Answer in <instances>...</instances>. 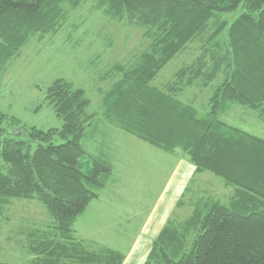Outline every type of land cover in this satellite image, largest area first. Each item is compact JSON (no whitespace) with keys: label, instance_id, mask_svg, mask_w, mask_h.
<instances>
[{"label":"trees","instance_id":"trees-1","mask_svg":"<svg viewBox=\"0 0 264 264\" xmlns=\"http://www.w3.org/2000/svg\"><path fill=\"white\" fill-rule=\"evenodd\" d=\"M83 1L0 0V75L27 40L54 30L61 3L74 8ZM95 6L150 39L135 65L107 73L117 78L105 92L104 113L90 114L84 90L60 78L38 106L52 108L59 128H27L0 112V221L8 220L10 199L33 200L47 215L44 222L19 221L24 228L16 238L24 234L37 253L27 264L123 263L122 251H89L74 239L77 218L113 172L108 149L97 144L106 123L181 153L234 189L226 206L209 203L169 221L145 264H264V138L222 120L238 104L264 121V0H95ZM188 46L196 56L172 79L154 83ZM206 89L209 103L200 112L188 91ZM95 143L97 154L90 150Z\"/></svg>","mask_w":264,"mask_h":264},{"label":"rangeland","instance_id":"rangeland-1","mask_svg":"<svg viewBox=\"0 0 264 264\" xmlns=\"http://www.w3.org/2000/svg\"><path fill=\"white\" fill-rule=\"evenodd\" d=\"M59 9L60 18L54 30L27 40L0 75V112L27 128L47 130L62 125L51 107L38 108L46 87L59 78L83 89L90 101L88 112L102 115L105 92L117 78L115 72L111 77H106L107 73L114 66L135 65L150 46V39L142 30L111 19L104 10L96 8L95 0L79 2L74 8L65 2ZM188 48L165 65L154 83L172 79L184 62L196 56L197 48ZM188 94L190 98L196 95L194 103L200 112L206 111L209 90H191ZM257 115L256 111L233 104L222 120L264 138V121H259ZM105 126L107 130L102 136L108 138L110 146L100 135L97 144L105 143L106 149L111 147L117 160L114 178L120 199L114 202L116 191L110 186L109 193L104 192L107 186L101 190L77 218L74 236L77 244L95 252L122 251L129 258L126 264H143L137 260L138 256L148 257L152 242L159 235L152 239L151 233L161 229L160 233L169 221L191 217L209 203L223 206L230 203L234 189L209 172L197 171L194 165L191 169L192 162L187 157L184 158L187 161L175 160L181 153L173 156L107 123ZM90 148L99 147L95 143ZM6 205L8 220L0 221V261L27 264L37 253L28 249L24 234L16 238L24 228L19 221L21 217H29L44 222L46 212L33 200L10 199Z\"/></svg>","mask_w":264,"mask_h":264},{"label":"crops","instance_id":"crops-1","mask_svg":"<svg viewBox=\"0 0 264 264\" xmlns=\"http://www.w3.org/2000/svg\"><path fill=\"white\" fill-rule=\"evenodd\" d=\"M99 130V129H98ZM98 130L96 131H94L95 132V134L98 132ZM101 139H102V141L104 142V140H107L108 142H105V143H108L109 144V146H110V143H109V140H108V138H103V136L101 135ZM97 143H98V141H97ZM105 143H102V144H98V145H104L105 146ZM97 145V146H98ZM103 148H105V147H103ZM91 150V152H93L94 154L96 153H98V150H96V148H91L90 149ZM108 154H109V156H111V159H112V165H113V174H111V176H113V181H112V177L110 176V178H109V183H108V185H107V188L104 190V192L106 191V193H109V186L111 187V190H112V188L114 189V193H115V191H116V198L114 199V202H116L117 200H119L120 198L119 197H117L118 196V192H117V188H116V183H115V180H116V178H114V175H116V173H115V166H116V163H117V160H114V157H113V155L111 154L112 153V149H111V147H110V149H108ZM173 156H177L176 154H174ZM185 158V156H182L181 155V157H179V159H175V160H179V161H182V160H186L187 161V159H184ZM190 162V161H189ZM187 163V162H186ZM191 165H190V167L191 166H193V164L192 163H190ZM194 167V166H193ZM195 168V167H194ZM191 169H192V167H191ZM100 193H101V191H100ZM111 199H113V196H112V198ZM86 209H88V207L86 208ZM161 230V229H160ZM159 230V231H160ZM159 231L157 232V233H151V235H149V237H151L152 239H155L156 238V236L159 234ZM150 239V238H149ZM153 243V242H152ZM150 246V245H149ZM148 246V247H149ZM147 252H149V251H146L145 253H147ZM133 257L134 256H132V259H133ZM147 255H144V257H141L140 255L138 256V258H137V260L138 261H140L141 263H143V264H145V262H146V260H147ZM128 256L126 255L125 256V259H124V261H123V263L122 264H126L127 263V261H128ZM131 259V260H132ZM0 262H2V261H0ZM133 263V262H132Z\"/></svg>","mask_w":264,"mask_h":264}]
</instances>
